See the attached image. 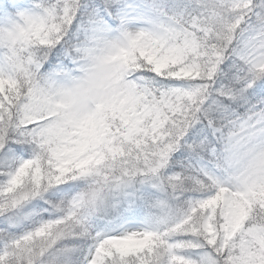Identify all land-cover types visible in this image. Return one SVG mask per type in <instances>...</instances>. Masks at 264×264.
<instances>
[{"label":"snow or ice","instance_id":"obj_1","mask_svg":"<svg viewBox=\"0 0 264 264\" xmlns=\"http://www.w3.org/2000/svg\"><path fill=\"white\" fill-rule=\"evenodd\" d=\"M0 264H264V0H0Z\"/></svg>","mask_w":264,"mask_h":264}]
</instances>
